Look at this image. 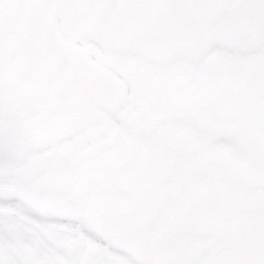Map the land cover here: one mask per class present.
<instances>
[{
    "label": "bare ground",
    "instance_id": "6f19581e",
    "mask_svg": "<svg viewBox=\"0 0 264 264\" xmlns=\"http://www.w3.org/2000/svg\"><path fill=\"white\" fill-rule=\"evenodd\" d=\"M107 2L29 0L9 58L39 92L30 112L0 101V158L12 155L5 139L24 135L13 172L40 167L33 182L50 177L57 205L47 218L11 184L20 179L0 175V264H69L73 239L78 264H264V175L236 160L264 174V0L195 11L187 40L151 30L131 42ZM223 45L239 50L222 60ZM64 137L83 140L62 152ZM121 139L152 157L126 168ZM104 144L123 179L103 170ZM113 237L118 252L102 248Z\"/></svg>",
    "mask_w": 264,
    "mask_h": 264
},
{
    "label": "rangeland",
    "instance_id": "374dc122",
    "mask_svg": "<svg viewBox=\"0 0 264 264\" xmlns=\"http://www.w3.org/2000/svg\"><path fill=\"white\" fill-rule=\"evenodd\" d=\"M5 1V0H3ZM11 2L15 5H19L21 8H27V5L29 3V0H6V2ZM132 0H126L125 3L130 2ZM191 0H141L138 2V5L136 8H131L130 6H128V4L126 3V5H123V3H119V6L114 5V2H111V0L107 2L110 3V7L116 8L117 12H118V17H119V23L117 24V27L119 28L120 26L126 29V32L129 33L130 38L128 39L129 42L133 41L136 37V35H131V30H135L137 32V30H142V32L148 31L151 29V27H145L147 23H152V22H156V29H159L160 26H164L165 32L161 33L162 35H165L168 37V39L173 40L174 38L178 37V36H183V40H187V37L190 36L191 32H190V24L193 22V19L195 17V11H202V9H206V13H214V12H218V13H224L227 11L228 8V2L229 0H199L200 2V6L199 5H193V9L189 12V14L185 17V18H181L179 16V12L178 10L180 8H182V6H184V10L188 11L189 9V4ZM112 4V5H111ZM136 5V4H134ZM121 6V7H120ZM122 7H124L125 9H123ZM2 8V7H1ZM148 9V11H147ZM123 10H126L125 12ZM125 13V14H124ZM152 13L154 14V16H152ZM178 21V25L174 26V22ZM133 24L135 29H131V25ZM148 26H151L148 25ZM174 30V31H173ZM22 35H25L24 33H22ZM200 37L196 40L199 42H204L207 41V38L205 37V34H201L199 35ZM175 40V39H174ZM189 41V39H188ZM190 43V42H189ZM21 45V43H19ZM211 47V46H210ZM199 52L195 51L194 55H197ZM228 57V53L227 51L223 52L220 54V59H225ZM2 66L5 67H0L2 69H13L14 68V74L12 75V79H14L12 82H10V84L6 85V81H5V76H1V80H0V92L1 90H3L5 87L9 88L8 91L10 95H15L17 97H19V99L17 101H14L13 99H9L6 97V95L8 94H1L0 96V101L2 104H12L15 105V109L13 110L14 114H17L19 112H30L33 109V105L32 103H30V97L31 93L26 92L29 88H32V86H29L30 83H28L25 79V77L22 75L23 73H25L24 71H22L23 69L20 67H13V65L11 63H9L6 60H2L0 61ZM24 63V62H23ZM193 63L194 61L191 63L189 69L193 68ZM22 75V76H21ZM5 85V86H4ZM4 86V87H3ZM13 92V93H12ZM33 97H35V95H32ZM29 100V101H28ZM6 109L3 108V110H1V113L3 114V112H5ZM9 114L8 112H6V115ZM3 117V116H2ZM8 126L12 125L11 123H7ZM6 127V124H5ZM19 138V137H18ZM15 138V139H11V138H7L5 139V143L8 145V147L11 148V152L12 155H19L20 153H24V149L21 148V144L19 142V139ZM83 140L82 137L76 139V141H78V144L81 143V141ZM121 144L123 145V149H125L124 154L121 156V160L122 163L125 165L126 168L128 169H134L136 168L141 162H147L153 154V151L148 152L146 155H142L140 154V151L138 150L136 152L137 156H130L129 154L126 153V146H125V140L121 139ZM107 145L104 144L102 147H100L99 150L104 151L105 152V147ZM67 149L71 152L72 151V147H70V143H64V145L61 147L62 151H67ZM113 147H109V151H112ZM109 151L107 152L106 150V156L108 157V161H103L102 162V168L105 171V173H107L112 179L115 178H119V179H123L124 175L122 173V171H117L118 167H119V163H117V161L115 160V158L109 153ZM5 156V157H1L0 159L2 161H6V162H10V163H16L12 160L11 156ZM19 160H27L28 155L24 154V155H20L18 156ZM237 162L239 164H242V166H244V171L246 172H250L251 174H253L254 178H260L261 176H263V171L259 170V171H250L249 169H247V167H249L247 164H245V159L240 155L238 157V159H236ZM109 161L112 162V166H109ZM249 170V171H248ZM33 171V172H32ZM38 171V170H35ZM34 170H31L28 167L22 168L17 172H13L12 174H10V176L6 177L8 178H12V177H17L18 179H26L28 182L31 183V189L39 196L42 195L41 190L39 189L38 185L36 186L33 182V174H35ZM249 173V174H250ZM132 177L134 178H138L139 177V172L135 173ZM45 202H42L41 206L44 207ZM75 247V246H73ZM72 260V259H71ZM73 261H69V264H72ZM92 264H99V263H95L92 262Z\"/></svg>",
    "mask_w": 264,
    "mask_h": 264
},
{
    "label": "flooded vegetation",
    "instance_id": "af4514ba",
    "mask_svg": "<svg viewBox=\"0 0 264 264\" xmlns=\"http://www.w3.org/2000/svg\"><path fill=\"white\" fill-rule=\"evenodd\" d=\"M10 9V8H9ZM12 13V12H11ZM8 18V15L6 16V19Z\"/></svg>",
    "mask_w": 264,
    "mask_h": 264
}]
</instances>
